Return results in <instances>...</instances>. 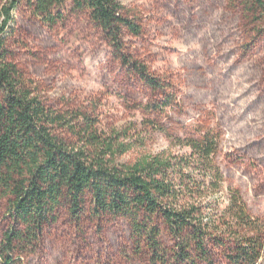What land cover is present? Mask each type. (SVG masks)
<instances>
[{"label":"rangeland","instance_id":"obj_1","mask_svg":"<svg viewBox=\"0 0 264 264\" xmlns=\"http://www.w3.org/2000/svg\"><path fill=\"white\" fill-rule=\"evenodd\" d=\"M117 1L139 27L137 35L123 31L120 48L86 13L68 9L49 26L29 5L15 9L10 60L26 85L49 108L69 117L83 113L99 133L116 131L133 143L118 163L145 154L182 155L179 139L213 131L224 186L239 190L250 214L264 221L260 22L241 0ZM141 72L161 87L149 85ZM167 93L173 96L169 105ZM8 207L6 199L0 202V241L12 224ZM12 264L150 263L136 254L123 218L87 213L74 221L62 210L34 247L13 255Z\"/></svg>","mask_w":264,"mask_h":264},{"label":"trees","instance_id":"obj_2","mask_svg":"<svg viewBox=\"0 0 264 264\" xmlns=\"http://www.w3.org/2000/svg\"><path fill=\"white\" fill-rule=\"evenodd\" d=\"M241 1L264 28V0ZM23 4L49 26L68 9L86 13L115 48L124 30L139 33L117 0H0V202L8 201L12 222L0 264L34 247L62 210L74 221L87 213L123 218L136 254L150 264H264V221L250 214L239 190L224 186L218 136L179 139L182 155L118 163L133 143L116 131L99 133L83 113L49 108L10 60L12 12ZM172 97L165 94L167 105Z\"/></svg>","mask_w":264,"mask_h":264}]
</instances>
